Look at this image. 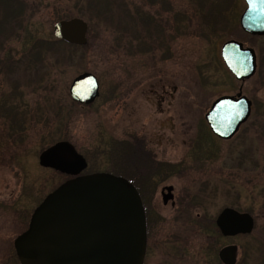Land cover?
Here are the masks:
<instances>
[{
  "label": "rangeland",
  "instance_id": "374dc122",
  "mask_svg": "<svg viewBox=\"0 0 264 264\" xmlns=\"http://www.w3.org/2000/svg\"><path fill=\"white\" fill-rule=\"evenodd\" d=\"M2 2L0 48L8 61L0 70V203L24 209L29 222L36 204L66 178L41 167L39 154L68 141L87 161L84 174L115 167L150 184L143 195L152 197L159 217L147 222L144 264H222L218 252L230 245L235 264H264V58L242 84L220 59L230 35L256 52L264 48L263 38L239 28L244 0ZM72 18L87 23L85 46L55 42L54 24ZM84 72L97 78L100 95L81 106L68 89ZM240 85L253 102L251 114L230 140H219L204 114ZM136 135L138 150L182 169L168 182L176 190L174 208L162 204L150 171L123 167ZM119 141L112 167L109 151ZM226 207L250 214V234L219 235L215 219ZM9 214L0 217L1 237L14 232Z\"/></svg>",
  "mask_w": 264,
  "mask_h": 264
},
{
  "label": "water",
  "instance_id": "95a60500",
  "mask_svg": "<svg viewBox=\"0 0 264 264\" xmlns=\"http://www.w3.org/2000/svg\"><path fill=\"white\" fill-rule=\"evenodd\" d=\"M246 9L240 27L252 35H264V0H244ZM88 26L80 18L54 24L53 36L69 45L87 44ZM223 62L238 81L253 77V49L226 42ZM97 78L84 72L68 89L71 100L81 106L92 104L100 94ZM251 114V101L238 93L214 100L204 115L210 132L230 140ZM43 168L71 176L34 209L27 229L14 247L20 264H143L147 244L144 209L138 191L125 178L107 172L82 174L88 164L68 141H59L38 157ZM166 203V195L163 196ZM223 237L250 234L254 227L248 213L226 207L215 219ZM222 264L236 263V247L218 252Z\"/></svg>",
  "mask_w": 264,
  "mask_h": 264
},
{
  "label": "flooded vegetation",
  "instance_id": "af4514ba",
  "mask_svg": "<svg viewBox=\"0 0 264 264\" xmlns=\"http://www.w3.org/2000/svg\"><path fill=\"white\" fill-rule=\"evenodd\" d=\"M245 9H246V4H245ZM244 10H243V12H244ZM242 13H241V15H242ZM241 15H240V17H241ZM240 17H239V28L243 34H245L248 37L254 38V39H258V38L264 39V35H252V34H249L245 31H243L242 28L240 27ZM229 37H230V39L225 41L222 44L221 49H220V59L222 60V62H223V59H222V55H221V50H222L223 45L228 41H236V42L241 43L243 49L251 48V47L247 46L248 44L246 42L238 40V39L236 40L235 36L230 35ZM251 49H253V48H251ZM5 51H6L5 45H3L2 48H0V52H1L0 57H2V58H0V70L2 68L4 73L6 72L5 71L6 70L5 69L6 68L5 63L8 61V60H5V54H3ZM253 51H254L255 58H256V70H255V74H256V72L258 70V65L261 64V61H259V57L261 56L260 59L264 58V48H263V50L261 49L260 52H258V51L256 52V50H254V49H253ZM223 65H224L225 69L230 73V71L225 66L224 62H223ZM263 66H264V64H263ZM255 74L253 75V77L255 76ZM231 76L235 79V77L232 74H231ZM236 81L240 82L241 84L244 82V81H238V80H236ZM241 87H242V85H240L239 90L236 94H234V95H223V96H236L238 93H241ZM219 97H221V96H219ZM246 98H248V97H246ZM216 99H214V100H216ZM250 101H251V111H252L253 102H252V100H250ZM209 108H210V106L208 107V109ZM208 109H207V111H208ZM2 136L6 137V132ZM137 137H138V135H136L132 139L133 141L130 140L131 143H133L134 140L136 143L135 145H133L134 149H135L134 155H133L134 158L131 161L127 160L125 164L122 163L123 167L124 168L125 167L126 168L132 167L133 169H135L136 172L137 171L142 172V170H144L145 172L150 171V173H148V174L152 175V177L150 179L155 184L161 185L160 186V196H161L162 204L167 205L169 203L170 206L172 208H174L176 206V202H177L176 190H175V186L173 184H168V182L172 178H177V177L180 178V171L182 169H180V167H177L176 165H173L174 163L161 162V161L157 160L154 156L151 155V153L150 154L144 153V149H143V151L138 150L139 145L137 144L138 143L137 140H139V138H137ZM217 139H219V138H217ZM219 140H221V139H219ZM222 141H225V140H222ZM119 143H122V141H119ZM137 145H138V147H137ZM139 165H141V168H139ZM46 169H48V168H46ZM55 172H57V171H55ZM132 172L131 173L129 172V174L131 176V183H134L137 187L143 188V190L151 191L150 190V184L148 183V181L145 178H144V180H142V178H140L139 176L135 175ZM57 173H59V172H57ZM59 174H61V173H59ZM82 174H84V173H82ZM62 176L66 177L64 181L71 178V176H68L65 174H62ZM64 181H62V183ZM165 181H166V185L163 183ZM62 183H60V184H62ZM162 184H164V185H162ZM164 195H166V203L163 202V196ZM140 198H141L142 206L144 209V214H145V219H146V228H147V224H148L147 222H149V226H150L152 224V222H155L158 219L159 216L157 215V213H154V211H153L154 206L152 204V200H150L152 197L147 198L145 195L144 197L142 196ZM43 199L44 198H42L39 201V203L36 204L35 208L42 202ZM148 200H150V202ZM1 203H2V205H1ZM1 203H0V217H2L3 216L2 214H4V213L5 214L10 213L9 215H12V217L14 218L15 229H14V232H12L13 234L11 236H10V234L4 235L3 237L0 236V264H20L18 257H17V254H16V249L14 247V242H15L16 238L19 235H21L27 229L29 222L25 223L26 215L24 214V211H25L24 209L23 210H21L19 208L18 209H16V208L12 209L14 206L12 203L11 204H9V203L5 204L3 201H1ZM34 209H33V211H34ZM33 211H32V213H33ZM32 213H31V215H32ZM31 215H30V217H31ZM30 217H29V221H30ZM18 226H20V228H17ZM16 228H17V230H16ZM147 250L148 249L146 247L145 255H144V262H145ZM144 262H143V264H144Z\"/></svg>",
  "mask_w": 264,
  "mask_h": 264
},
{
  "label": "trees",
  "instance_id": "16d2710c",
  "mask_svg": "<svg viewBox=\"0 0 264 264\" xmlns=\"http://www.w3.org/2000/svg\"><path fill=\"white\" fill-rule=\"evenodd\" d=\"M16 4V1H13L12 2V4ZM4 3L2 2V0H0V6L1 5H3ZM6 8H8V10H6L7 12H3L2 10H5ZM9 8H10V5H9V2L6 4V5H4V7H2V15L3 14H7V16L8 17H6V18H2L1 19V22H3L4 24H6L5 22H8V20L10 19V16H11V13L9 12ZM12 14H13V12H12ZM41 42V41H40ZM40 42H39V45H40ZM55 42H62V41H55ZM36 45V44H35ZM67 45H69V44H67ZM122 143H119V145H118V147H116V145L115 144H113V146H112V149L109 151V155H108V157H109V160H110V162H111V164L115 161V160H117V158H120L119 156H117V149L118 148H121L122 147V145H121ZM134 153L132 152V155L130 156V158L129 159H127L128 161H131V160H133V158H134ZM114 159V160H113ZM126 160V161H127ZM114 165L112 164V167H113ZM112 169V168H111ZM113 169H115V171L113 170V171H107V172H110L111 174H113V175H116V176H122V177H124V178H126L127 180H129L130 182H131V177H129V176H127V175H124V174H121V173H118V171L116 170V168L115 167H113ZM92 173V172H91ZM151 175V174H150ZM133 185H134V187L137 189V191H138V193H139V195H140V197H144L145 195H143V188H140V187H137L134 183H132ZM146 191V190H145ZM219 235H220V233H219ZM221 236V235H220Z\"/></svg>",
  "mask_w": 264,
  "mask_h": 264
}]
</instances>
